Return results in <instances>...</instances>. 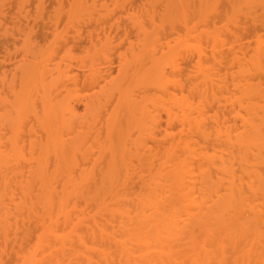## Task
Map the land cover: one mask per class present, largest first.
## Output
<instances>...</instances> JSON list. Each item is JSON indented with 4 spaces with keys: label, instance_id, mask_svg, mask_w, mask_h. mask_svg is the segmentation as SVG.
<instances>
[{
    "label": "rangeland",
    "instance_id": "rangeland-1",
    "mask_svg": "<svg viewBox=\"0 0 264 264\" xmlns=\"http://www.w3.org/2000/svg\"><path fill=\"white\" fill-rule=\"evenodd\" d=\"M0 264H264V0H0Z\"/></svg>",
    "mask_w": 264,
    "mask_h": 264
}]
</instances>
